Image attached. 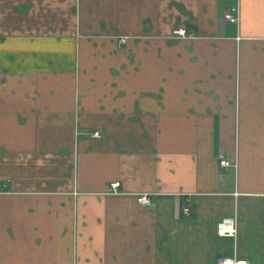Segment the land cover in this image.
Instances as JSON below:
<instances>
[{
    "label": "crops",
    "instance_id": "0c3cea01",
    "mask_svg": "<svg viewBox=\"0 0 264 264\" xmlns=\"http://www.w3.org/2000/svg\"><path fill=\"white\" fill-rule=\"evenodd\" d=\"M225 258L264 264V0H0V264Z\"/></svg>",
    "mask_w": 264,
    "mask_h": 264
},
{
    "label": "built area",
    "instance_id": "2783aa9c",
    "mask_svg": "<svg viewBox=\"0 0 264 264\" xmlns=\"http://www.w3.org/2000/svg\"><path fill=\"white\" fill-rule=\"evenodd\" d=\"M224 20L229 24H238L239 23V7H230L224 14ZM176 38H185L187 37L186 32L183 29H179L174 32ZM121 43H125V40H122ZM94 137H99L98 133L93 134ZM219 166L221 168L230 167V163L225 161L222 157H219ZM119 183H113L109 187V192L113 195L117 194L119 188ZM138 203L143 208H148L150 206L149 198L142 196L139 198ZM184 214L188 216V212L185 209ZM216 232L219 237L234 238L236 235V227L234 220L231 218L222 219L216 225ZM218 264H247L245 261L238 260L236 258H225L221 259Z\"/></svg>",
    "mask_w": 264,
    "mask_h": 264
}]
</instances>
